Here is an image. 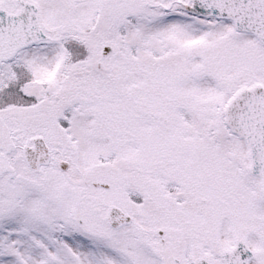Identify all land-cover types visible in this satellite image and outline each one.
<instances>
[{
  "label": "snow or ice",
  "instance_id": "obj_1",
  "mask_svg": "<svg viewBox=\"0 0 264 264\" xmlns=\"http://www.w3.org/2000/svg\"><path fill=\"white\" fill-rule=\"evenodd\" d=\"M0 264H264V0H0Z\"/></svg>",
  "mask_w": 264,
  "mask_h": 264
}]
</instances>
